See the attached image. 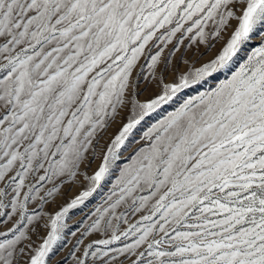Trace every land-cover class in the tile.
Instances as JSON below:
<instances>
[{
	"label": "snow or ice",
	"instance_id": "1",
	"mask_svg": "<svg viewBox=\"0 0 264 264\" xmlns=\"http://www.w3.org/2000/svg\"><path fill=\"white\" fill-rule=\"evenodd\" d=\"M69 258L264 264V0H0V264Z\"/></svg>",
	"mask_w": 264,
	"mask_h": 264
},
{
	"label": "rangeland",
	"instance_id": "2",
	"mask_svg": "<svg viewBox=\"0 0 264 264\" xmlns=\"http://www.w3.org/2000/svg\"><path fill=\"white\" fill-rule=\"evenodd\" d=\"M227 39V36H225V40ZM187 42V41H186ZM223 41H221V44ZM221 44H217L212 51L207 52L204 55L203 61L201 63L206 62L207 60L211 59L216 55V53L219 51ZM184 49L182 48V51ZM204 47L200 48V52H204ZM191 55V53H189ZM180 54L177 53V59H179ZM181 71H183V66L181 67ZM224 78L223 75L214 77L213 83L222 80ZM171 79V77H169ZM197 90H189L187 92H184L180 95V98L176 101L172 102L169 105L164 106L163 108L159 109L155 114H153L152 117H150L148 120H146L141 126L138 127L136 130V137L139 138L143 131H145L151 124L155 123L159 119H163L168 113L175 110V108L187 97L196 95ZM153 94V89H149V91L145 92L144 95L141 97V99H146L149 96ZM118 126H114L112 129L109 130V132L105 135L104 141L102 143L106 142L117 130ZM138 146V145H136ZM129 155V153H125V156ZM99 163V160H97L95 163H93L89 169V172L95 170L97 164ZM80 190L79 187H69L65 189L64 195L56 201V203L52 204L50 207H48L47 211L54 213V211L58 208L59 205L66 204V202L70 201ZM101 203L100 198L97 196L95 198L90 199L87 202V206H82L81 208L73 209L70 211L69 216L71 219L67 221L69 224V227L71 230L75 231L77 230V226L79 227V230L82 231L84 228L87 227L89 221L84 219L85 216H87L89 213L94 211L95 208H97ZM80 220H84L83 224H78ZM35 238V237H34ZM76 243V237H73L71 235H68L66 246L62 247V249L57 253L56 259L60 260L63 257H66L68 255V252L72 250V245ZM68 264H72L71 258L68 259Z\"/></svg>",
	"mask_w": 264,
	"mask_h": 264
}]
</instances>
